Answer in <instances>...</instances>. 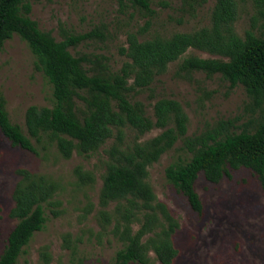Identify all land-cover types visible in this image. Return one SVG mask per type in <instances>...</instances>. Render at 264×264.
I'll list each match as a JSON object with an SVG mask.
<instances>
[{
	"label": "trees",
	"instance_id": "trees-1",
	"mask_svg": "<svg viewBox=\"0 0 264 264\" xmlns=\"http://www.w3.org/2000/svg\"><path fill=\"white\" fill-rule=\"evenodd\" d=\"M39 0H0V53L14 35L26 43L35 58V68L51 90V106H29L24 124L27 134L10 121L5 100L0 97V133L13 147L38 154L36 145L46 150L55 147L69 159L73 152L81 156L95 153L108 140L114 143L102 176L99 204L103 208L116 203L119 239L122 248L112 264H151L152 251L159 264H172L178 254L173 235L179 227L167 206L158 201L148 183V167L171 150L179 139L190 154L186 160L171 163L165 170L167 182L185 198L192 211L200 214L202 203L195 190L200 173L211 183H218L229 169H249L264 189V37L247 30L239 37L233 28L237 19L236 0H215L210 26L191 33H174L139 40L127 34L126 57L113 72L101 55L74 56L69 51L81 43L103 37L93 29L83 34L61 33L56 41L39 29L30 18L31 2ZM193 3L195 0H182ZM204 1V0H203ZM264 20V0H252ZM121 6L149 11V0H118ZM253 28V25H252ZM188 49H197L222 59L184 58L178 70L185 74L203 72L207 77L220 74L229 87L243 86L250 106L258 118L250 127L234 131L231 121H219L199 135L186 137L188 118L176 100L162 98L153 105L154 120L146 115L144 105L132 95L147 89L169 64L179 60ZM143 135L153 128L162 131L144 142H125L124 129ZM12 190L10 218L16 224L8 233L0 254V264H16L34 234L46 222V209L56 207V183L45 175L19 168ZM91 179L89 174L83 178ZM54 213L53 209H50ZM160 217H159V215ZM142 215L139 229L130 225ZM101 220L109 221L106 211ZM162 220H161V219ZM147 237L145 240L144 238ZM45 260L47 254L43 253Z\"/></svg>",
	"mask_w": 264,
	"mask_h": 264
},
{
	"label": "rangeland",
	"instance_id": "rangeland-1",
	"mask_svg": "<svg viewBox=\"0 0 264 264\" xmlns=\"http://www.w3.org/2000/svg\"><path fill=\"white\" fill-rule=\"evenodd\" d=\"M149 2L147 12L129 5L121 6L118 0H39L31 2L30 18L56 41L61 40L63 31L83 34L97 29L103 37L81 43L69 51L74 56L101 55L115 72L126 60L120 50L127 46V34H136L142 41L209 27L215 0H195L190 5L182 0ZM236 2L235 33L243 37L245 31L252 30L255 35L264 37V20L258 16L254 1ZM189 56L222 59L188 49L179 60L169 64L149 88L132 95L133 100L144 105L146 115L152 120L157 100L166 98L179 102L188 118V138L214 127L219 121H231L235 132L249 128L259 112L252 110L243 86L231 89L220 74L207 77L203 72L188 75L180 72L179 64ZM0 97L5 100L10 121L19 125L24 134H27L26 109L51 106L50 86L36 70L35 58L26 43L16 35L5 43L0 53ZM161 131L153 128L139 135L125 128V142L141 143ZM32 142L37 155L11 146L0 133V254L8 233L16 224L9 216L13 207L12 190L19 179L16 170L24 168L56 183L58 190L54 199L59 205L45 210L44 228L34 234L16 264H112L116 252L122 248L119 239L122 228L118 227L121 224L117 220L116 203L103 208L99 204V193L109 160L107 150L114 138L92 155L73 152L69 159L62 158L55 147L44 150ZM189 157L183 139H179L171 150L148 167L147 180L156 199L167 206L179 224L172 237L178 251L172 264H264V189L257 177L241 167L229 169V177L211 183L200 173L194 185L202 203V212L198 214L165 177L171 163ZM85 174L91 179H82ZM101 211L109 214L107 223L101 220ZM141 221L142 215H136L130 225L133 233L139 229ZM43 253L47 254V260ZM148 254L151 264H159L152 251Z\"/></svg>",
	"mask_w": 264,
	"mask_h": 264
}]
</instances>
